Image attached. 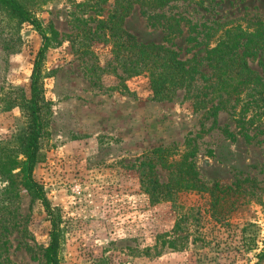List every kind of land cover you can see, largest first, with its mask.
Returning a JSON list of instances; mask_svg holds the SVG:
<instances>
[{
  "label": "rangeland",
  "instance_id": "1",
  "mask_svg": "<svg viewBox=\"0 0 264 264\" xmlns=\"http://www.w3.org/2000/svg\"><path fill=\"white\" fill-rule=\"evenodd\" d=\"M19 1L47 31L51 23L61 35L72 31L75 16L106 17L113 6V0L99 6L97 0ZM149 16L168 20L180 31L166 37L163 22L152 25ZM210 21H218L215 31L208 30ZM231 24L264 29V0L134 5L124 19V28L138 41L172 46L184 60L204 56L219 30ZM259 33L264 40V31ZM41 43L31 24H18L6 9L0 10V145L13 149L18 161L24 159L18 136L26 123L18 103L11 101L18 89L29 95ZM76 48L68 40L49 47L41 65L45 133L33 177L57 208L59 263H256L264 251V189H245L252 196L237 189H212L214 195L181 190L172 201H153L140 183L138 167L152 150L165 148L166 153L151 160L159 182L177 171L169 162L182 160L187 164L181 163L180 173L195 171L210 187L249 179L264 188V135L246 139L226 111L216 116L205 109L194 111L184 90L171 100L153 98L145 75L120 83L106 73L89 80L82 61L91 60ZM93 49L102 62L109 45L98 43ZM248 59L260 71L264 48ZM162 157L169 162L161 164L157 159ZM19 171L15 167L0 175V191L12 189L11 198L0 201L8 205L12 221L27 226L35 245L25 238L33 246L27 249L13 231L9 255L16 264H43L50 217L24 187Z\"/></svg>",
  "mask_w": 264,
  "mask_h": 264
},
{
  "label": "trees",
  "instance_id": "2",
  "mask_svg": "<svg viewBox=\"0 0 264 264\" xmlns=\"http://www.w3.org/2000/svg\"><path fill=\"white\" fill-rule=\"evenodd\" d=\"M101 1L97 0V6ZM171 1L173 0H113V6L106 17H102L100 13H96L98 17L95 18L75 16L72 31L61 35L51 23L47 31L40 19L19 0H0V10L6 9L18 24H31L42 38L30 75L29 95L26 96L21 89H18L19 94L14 95L11 101V103H18L25 117L26 127L18 136L24 159L18 161L12 156L13 149L0 145V175H5L18 167L20 171L17 176H20V181L50 217L51 229L48 244L43 250V264H60L59 225L55 212L57 208L51 206L43 186L33 177V169L41 158L40 139L45 133L46 104L41 65L49 47L60 45L64 40H68L72 47L77 45L75 51L81 57L91 60V64L82 61L83 75L89 80L106 73L114 75L120 83L130 77L145 75L153 98L171 100L179 90H184L185 98L190 101L194 111L205 109L213 116L218 115L220 111H226L232 115L236 127L239 128L238 132L246 139L264 135V63H259L261 70L256 71L251 68L248 59L264 48V40L259 33L264 29L260 27L250 29L252 26L250 22V26L247 27L239 24L226 25L219 30L213 45L205 50L204 56L184 60L172 46L155 42L142 43L133 33L124 28V19L134 5L163 7ZM97 12H101L99 8ZM148 19L154 20L152 25L163 22L162 24L166 26L164 29L166 37L180 31L177 25L174 28L168 20L162 21L152 16ZM217 22L210 21L212 26L208 30L211 31L213 28L215 31ZM98 43L109 45V50L102 62L93 49V46ZM228 133L232 135L231 131ZM166 151L165 148L152 150L138 167L140 183L153 201H172L176 193L181 190L209 191L214 195L212 189L228 191L237 189L243 190L245 195L250 196L251 191L247 193L245 189H264L257 182L249 179L236 180L232 185L223 187L215 183L210 187L197 177L195 171L191 172L188 169L186 175L180 173V165L181 163L184 165L185 161L169 162L163 157L157 160H160L159 162L163 165L165 164L162 162H169L170 166L175 165L177 171L174 170V173H171L167 182H159L152 171L154 166L151 165V160L153 155L164 154ZM191 166V163H188V167ZM247 181L249 182L246 187L243 184ZM11 195L12 189L0 191V199L2 197L9 199ZM7 209L8 205L0 201V264H16L9 255L12 232L16 231L19 234L22 238L20 243L29 250L33 246L25 238L32 240L33 245L35 241L27 226H21L8 217ZM254 264H264V251L258 254V260Z\"/></svg>",
  "mask_w": 264,
  "mask_h": 264
}]
</instances>
